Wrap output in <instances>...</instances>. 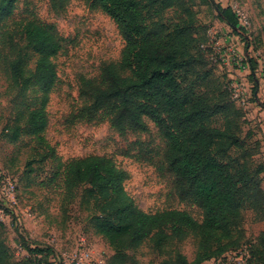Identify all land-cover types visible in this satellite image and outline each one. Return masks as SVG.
Returning a JSON list of instances; mask_svg holds the SVG:
<instances>
[{
	"label": "trees",
	"instance_id": "obj_1",
	"mask_svg": "<svg viewBox=\"0 0 264 264\" xmlns=\"http://www.w3.org/2000/svg\"><path fill=\"white\" fill-rule=\"evenodd\" d=\"M84 1L112 19L125 42L121 62L104 65L99 82L86 83L85 95L90 94L95 111H107L116 127L143 131L145 118L155 123L166 142L165 158L176 189L204 212V218L198 222L184 211L151 214L139 209L124 189L126 174L98 157L66 165V198L73 200L77 190L86 186L82 202L89 206L90 225L114 251L108 264H133L128 251L149 237L157 248L169 240L198 239L193 263L179 254L172 264H205L240 249L244 246L238 235L243 213L251 210L264 219V165L253 161L254 149L241 135L243 105L234 98L231 81L224 79V85L214 81L213 87L212 73L204 69L205 57L197 46L196 28L187 17L180 13L170 24L161 18L177 0ZM207 1L219 21L244 37L245 30L231 8ZM66 2L51 0L57 11ZM13 8L14 0H0V70L7 77L8 88L24 98L30 89L44 94L41 107L28 104L27 112L22 113L28 133L44 145L45 101L57 78L52 60L61 49V40L49 25L29 23L10 29L6 21ZM249 63L251 79H256V64ZM255 101L259 103L257 98ZM260 106L264 108V103ZM50 154L54 158L53 150ZM5 228L0 223V264H52L48 258L53 250L33 249L26 243L21 247L27 257L14 260L2 239ZM17 235L21 237L18 230ZM247 246L248 264H264V238L261 244Z\"/></svg>",
	"mask_w": 264,
	"mask_h": 264
},
{
	"label": "rangeland",
	"instance_id": "obj_2",
	"mask_svg": "<svg viewBox=\"0 0 264 264\" xmlns=\"http://www.w3.org/2000/svg\"><path fill=\"white\" fill-rule=\"evenodd\" d=\"M214 1L245 16V38L219 21L207 0H177L161 18L170 24L181 13L193 23L213 87L215 82L224 85V79L230 80L233 91L244 97L241 135L254 149L253 161L264 165V108L260 106L264 103V0ZM29 23L52 26L61 49L52 60L57 78L45 101L44 145L28 133L27 120L22 117L26 105L41 107L44 94L30 89L24 98L8 88L7 77L0 70V220L6 225L2 239L14 260L21 262L27 257L22 243L53 250L48 258L52 264H75L82 255L83 264H108L114 255L90 225L89 206L82 202L86 186L77 190L73 200L65 196L64 171L72 160H109L126 174L124 189L139 209L151 214L184 211L202 222L204 212L176 189L165 158L166 142L155 123L145 118L143 131L116 127L107 111H95L90 94L85 95L86 83H98L104 65L121 62L125 42L114 21L100 9H90L84 0H67L65 8L58 11L51 0H14L7 26L13 29ZM219 53L230 58L226 65L218 61ZM28 56L34 68L33 54ZM238 58L256 64V79H251L250 66L245 72L238 71L234 60ZM50 150L54 158L48 155ZM238 235L244 245L240 249L261 244L264 219L254 211H245ZM197 250L194 236L169 240L161 248L149 237L128 255L133 264H172L179 254L193 263Z\"/></svg>",
	"mask_w": 264,
	"mask_h": 264
},
{
	"label": "built area",
	"instance_id": "obj_3",
	"mask_svg": "<svg viewBox=\"0 0 264 264\" xmlns=\"http://www.w3.org/2000/svg\"><path fill=\"white\" fill-rule=\"evenodd\" d=\"M234 13L238 17L240 26L242 28H246V25H248V22L245 20L246 19L245 16L240 11H237V13L234 11ZM243 20H245V23H243ZM229 60H230V58H228L227 55H225V54L219 55L218 61L220 62V64L226 65V63ZM234 60L236 62L235 66L238 69V71L245 72L246 70H249V64L247 61L245 62V60L240 59V58L234 59ZM234 98L236 100H241L243 106L246 105V102L243 99L244 97L241 96L237 92L235 93V91H234ZM0 223H3V221L0 220ZM3 224H5V223H3ZM249 260H250V253H249V249L246 247V248L240 249L238 251H231L230 253L223 255L219 259L211 260L210 263L211 264H248ZM83 261H84V256L82 255L76 261L75 264H83Z\"/></svg>",
	"mask_w": 264,
	"mask_h": 264
}]
</instances>
